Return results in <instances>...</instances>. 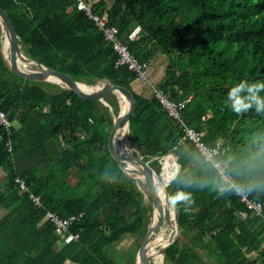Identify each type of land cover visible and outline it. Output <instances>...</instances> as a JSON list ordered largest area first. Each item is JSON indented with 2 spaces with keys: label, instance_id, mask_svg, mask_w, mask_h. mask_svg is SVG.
<instances>
[{
  "label": "trees",
  "instance_id": "1",
  "mask_svg": "<svg viewBox=\"0 0 264 264\" xmlns=\"http://www.w3.org/2000/svg\"><path fill=\"white\" fill-rule=\"evenodd\" d=\"M86 2L107 14L141 62L168 56L158 87L175 100L190 98L183 112L188 125L209 145L222 141L219 159L263 207L261 214L249 208L192 142H180L181 129L156 97L136 94L128 135L135 152L153 159L156 171L159 159L176 155L181 167L167 190L189 192L194 201L187 212L184 204L177 206L179 233L163 254L165 264H264V114L252 109L238 116L227 106L231 87L264 82V0ZM0 7L24 53L44 66L88 86L108 79L132 89L138 80L127 66L116 67L112 43L76 0H0ZM137 26L141 32L130 39ZM106 101L113 112L57 83L24 79L9 70L0 51V109L12 122L9 131L0 129L6 174L0 202L7 212L0 221V264H135L141 244L125 251L117 246L126 235L144 236L153 200L147 185L109 151L121 98L111 93ZM163 169L176 174L164 161ZM48 211L83 217L59 235L45 218Z\"/></svg>",
  "mask_w": 264,
  "mask_h": 264
},
{
  "label": "water",
  "instance_id": "2",
  "mask_svg": "<svg viewBox=\"0 0 264 264\" xmlns=\"http://www.w3.org/2000/svg\"><path fill=\"white\" fill-rule=\"evenodd\" d=\"M0 25L5 34L4 43L6 41L8 42L10 51L8 55L9 58L6 57L3 49L0 50L1 55L5 64L13 73L24 79L57 83L86 100L101 101L104 105L108 106L112 112L114 111L113 107L106 101V97L111 93H116L121 98L119 115L116 117L113 115L114 123L109 134L108 146L116 162L126 172L139 176L143 182H145L151 194L153 207L150 223L147 232L143 236L135 260V264H150L152 259L163 255L166 249L175 241L179 233V226L175 220L176 209H173L167 203V197L170 195L167 190V185L170 181H165L161 176L163 166H161L160 171H156L151 164L153 159L145 160L143 156L137 154L135 151L138 146L134 145L128 138L130 122L137 108L135 92L132 89L115 84L108 79L98 81L96 85L88 87L87 90L85 86L88 85L76 81L63 71L48 68L39 61L24 54L12 19L2 7H0ZM29 66L34 68L30 69L28 68ZM122 101H127L128 103V109L125 112H122ZM172 155L173 154L170 153L167 156ZM180 167L178 163L179 169L177 173ZM157 185L162 186L164 199H162ZM167 238L169 240L168 244H164ZM158 246H160V248H158Z\"/></svg>",
  "mask_w": 264,
  "mask_h": 264
},
{
  "label": "built area",
  "instance_id": "3",
  "mask_svg": "<svg viewBox=\"0 0 264 264\" xmlns=\"http://www.w3.org/2000/svg\"><path fill=\"white\" fill-rule=\"evenodd\" d=\"M77 8L84 11L90 18H92L99 30L103 32L104 37L107 41L111 42L116 53L117 59L115 62L116 67L127 66L141 82H148V67L150 62H141L137 57H135L125 43L121 42L118 38V29L115 26L108 24L107 14L102 16L95 13L91 6L86 2V0H76ZM141 32V27L137 26L130 34V39H135ZM154 97L159 101L162 108L167 112V114L177 123L178 127L181 129V141L192 142L199 153L202 155L205 161L210 162L218 171L220 178L227 184V186L234 190V192L240 196L241 201H243L249 208L254 209L258 214L262 213L263 207L260 202L252 200L249 198L248 193L237 184L232 176L227 171L228 164L222 163L219 156L223 152L222 141H216L214 144L209 145L202 139V133L195 130L193 127L189 126L184 118V109L190 100V98H185L183 100H175L171 93L164 90L161 87L156 86L154 88ZM12 128V122L9 120L7 114L0 109V129H5L9 131ZM9 151L12 150L11 143H8ZM163 157L162 159H164ZM163 164V161L161 162ZM19 182L21 189L26 188V184L20 178L16 179ZM32 199L36 205H41L40 199L38 197L32 196ZM246 213L242 214L245 217ZM83 217L82 213L73 214L68 217H62L57 212L48 211L45 218L53 223L55 226V231L59 235L66 234L71 225L80 220ZM78 237V235H76ZM74 264V263H72Z\"/></svg>",
  "mask_w": 264,
  "mask_h": 264
},
{
  "label": "clouds",
  "instance_id": "4",
  "mask_svg": "<svg viewBox=\"0 0 264 264\" xmlns=\"http://www.w3.org/2000/svg\"><path fill=\"white\" fill-rule=\"evenodd\" d=\"M264 91V82L249 83L242 80L237 85L230 88L227 93V106L236 115H242L254 109L257 114H264V96L259 95ZM247 93V95H241ZM167 203L173 208L184 204V211H189V206L194 203L192 194L183 190H178L167 197ZM64 264H72L68 259Z\"/></svg>",
  "mask_w": 264,
  "mask_h": 264
},
{
  "label": "crops",
  "instance_id": "5",
  "mask_svg": "<svg viewBox=\"0 0 264 264\" xmlns=\"http://www.w3.org/2000/svg\"><path fill=\"white\" fill-rule=\"evenodd\" d=\"M99 0H90L91 3L98 2ZM169 64V58L163 53H158L154 59L150 62L148 67V82H141L139 80L134 81L132 90L135 94L145 97H154V88L161 82L165 81L167 75V67ZM6 174L3 168H0V192L5 181ZM7 214L5 208L0 202V221Z\"/></svg>",
  "mask_w": 264,
  "mask_h": 264
},
{
  "label": "rangeland",
  "instance_id": "6",
  "mask_svg": "<svg viewBox=\"0 0 264 264\" xmlns=\"http://www.w3.org/2000/svg\"><path fill=\"white\" fill-rule=\"evenodd\" d=\"M2 27H1V25H0V50H4V38H5V34H4V32H3V30L1 29ZM22 51H23V53H24V50L22 49ZM4 53H5V55H6V57H8L9 58V53H10V51H8L7 53L4 51ZM25 54V53H24ZM28 68H30V69H33L34 67H28ZM90 87V86H89ZM113 115H115L114 113H113ZM115 117H116V115H115ZM103 134H105V132L103 131L102 132ZM172 156H174L177 160L176 161H178V157L176 156V155H172ZM156 157H154V159H155ZM163 161V159L161 158V159H159V163L162 165V162ZM152 163V162H151ZM170 171L172 172V170L170 169ZM173 173V172H172ZM162 176L165 178V181H171L173 178H172V174L169 172V171H165L164 169H162ZM137 177H139V176H137ZM139 179L141 180V181H143L140 177H139ZM145 183V182H144ZM145 198H146V201H149V197H148V195L146 194L145 195ZM142 240H143V237H139V236H132V235H126L125 236V239L122 241V243L120 244V245H118L117 246V251L118 250H126V249H128L133 243L135 244V243H142ZM168 238L165 240V242H164V244H168ZM158 248H160V246H158ZM150 264H165V262H164V255H161V256H159V257H157V258H154V259H152L151 260V263Z\"/></svg>",
  "mask_w": 264,
  "mask_h": 264
},
{
  "label": "bare ground",
  "instance_id": "7",
  "mask_svg": "<svg viewBox=\"0 0 264 264\" xmlns=\"http://www.w3.org/2000/svg\"><path fill=\"white\" fill-rule=\"evenodd\" d=\"M2 29V28H1ZM5 39V38H4ZM4 51L7 53L8 51H9V44H8V42L6 41L5 43H4ZM85 86V85H84ZM89 86H85V88L87 89ZM88 90V89H87ZM127 109H128V103H127V101H122V112H125V111H127ZM163 161H164V166H165V168L166 169H168V170H172V172L173 173H177V171H178V163H177V161H176V158L174 157V156H166L164 159H163ZM135 166H138V165H135ZM162 166H163V164H162ZM139 167V166H138ZM176 175V174H175ZM175 175L173 176V178L175 177ZM161 176H162V174H161ZM163 177V176H162ZM164 178V177H163ZM164 180H165V178H164ZM142 185V184H141ZM157 187H158V189H159V191H160V195H161V197H162V199H164V191H163V188H162V186H159V185H157Z\"/></svg>",
  "mask_w": 264,
  "mask_h": 264
}]
</instances>
